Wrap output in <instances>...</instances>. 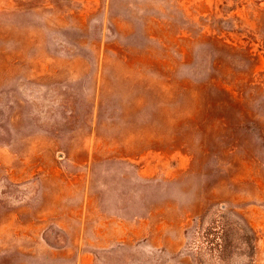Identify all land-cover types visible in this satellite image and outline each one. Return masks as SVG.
<instances>
[{"label":"rangeland","instance_id":"1","mask_svg":"<svg viewBox=\"0 0 264 264\" xmlns=\"http://www.w3.org/2000/svg\"><path fill=\"white\" fill-rule=\"evenodd\" d=\"M0 264H264V0H0Z\"/></svg>","mask_w":264,"mask_h":264}]
</instances>
